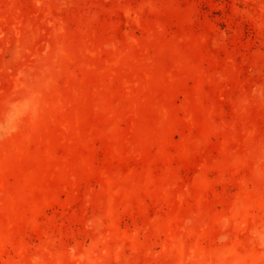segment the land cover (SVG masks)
Segmentation results:
<instances>
[{"label": "rangeland", "instance_id": "rangeland-1", "mask_svg": "<svg viewBox=\"0 0 264 264\" xmlns=\"http://www.w3.org/2000/svg\"><path fill=\"white\" fill-rule=\"evenodd\" d=\"M0 264H264V0H0Z\"/></svg>", "mask_w": 264, "mask_h": 264}]
</instances>
